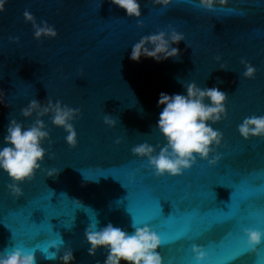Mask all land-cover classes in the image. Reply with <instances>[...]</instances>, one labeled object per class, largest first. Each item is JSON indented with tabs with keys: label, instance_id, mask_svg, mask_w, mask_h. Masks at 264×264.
<instances>
[{
	"label": "water",
	"instance_id": "1",
	"mask_svg": "<svg viewBox=\"0 0 264 264\" xmlns=\"http://www.w3.org/2000/svg\"><path fill=\"white\" fill-rule=\"evenodd\" d=\"M197 4L198 0H172L165 7L141 0L142 15L137 18L127 16L111 0H7L0 11V89L7 101V106L0 104V145L10 119L25 124L34 119L25 118L20 111L31 99H60L80 108L82 115L74 122L78 132L75 147L65 142L63 128L44 117L53 141L52 156L43 161V170L21 184L22 195L10 194L9 177L0 170V250L44 245L60 234L63 246L74 251L72 264L103 261V248L95 256L88 254L84 230L92 212L99 226L111 222L133 231L127 211L128 189L121 180L129 185L130 193L164 197V214L171 206L174 209L164 222L174 229L209 212L231 210L227 205L231 189L213 184L217 176L228 177L237 189L247 186L255 190L254 202L261 203L258 189L264 183V137L245 139L237 125L245 116L264 114V0H227L217 3L215 11ZM26 9L37 22L54 25L58 35L35 39L32 23L24 17ZM137 19L144 21L142 27ZM169 25L185 34V41L173 45L181 49L178 57L161 62L129 59L132 43ZM17 36L18 41L10 39ZM242 58L256 66L254 78L240 75ZM221 64L227 68H220ZM190 80L201 87L218 85L228 94V117L214 124L224 134L217 146L222 155L214 165L198 160L183 175L161 178L144 165L146 158L134 156L130 148L145 140L154 145L165 142L155 127L162 107L157 105L159 94L184 92L183 82ZM105 114L117 119L116 127L104 123ZM117 137H123L119 144L115 143ZM53 167L59 169L58 174L48 176L47 169ZM116 168L121 180L101 175ZM211 190L215 200L207 195ZM4 216L18 232L35 231L36 235L22 243L24 237H13ZM245 226L264 228V224L246 221L240 227ZM229 227L214 225L202 238L169 247H184L186 264H197L191 244L219 242ZM241 236L246 244L242 231ZM258 247L264 254V242ZM159 250L168 264L167 250L162 251V246ZM208 252L209 259H215L210 249ZM255 254L248 253L235 264L251 261ZM36 258L37 264H62L58 259H45L39 249Z\"/></svg>",
	"mask_w": 264,
	"mask_h": 264
},
{
	"label": "clouds",
	"instance_id": "2",
	"mask_svg": "<svg viewBox=\"0 0 264 264\" xmlns=\"http://www.w3.org/2000/svg\"><path fill=\"white\" fill-rule=\"evenodd\" d=\"M7 0H0V11L4 10ZM153 4L167 6L172 0H152ZM112 4L125 10L129 17H141V0H111ZM225 4L227 0H198V7L215 11L216 4ZM26 21L33 26V36L40 40L43 37L58 35L54 25L46 20L36 21L29 10L24 11ZM138 26H143L142 19L136 20ZM19 40V37H10ZM185 41V34L172 25L158 28L154 32L142 35L131 44L129 59L139 62L142 58H152L157 62L178 57L181 49L179 45ZM219 59V57H217ZM244 65L240 73L244 78H254L257 68L250 61L241 59ZM220 68L226 69L221 64ZM184 92H160L157 105L162 106L155 127L164 137L162 145H154L147 140L133 144L131 153L146 158V165L155 176L183 175L198 160H206L214 165L221 158L217 146L222 144L224 134L214 127V124L228 117V94L218 85L201 87L195 80L183 82ZM0 104H5L6 93L0 89ZM25 117L34 119L25 124L16 118L10 119L3 137L4 143L0 145V170L7 173L9 182L6 185L13 196L22 195L21 184L34 178L38 170H43L42 163L46 157L51 158L49 151L51 133L44 117L48 116L52 125L61 127L65 131V142L69 147L78 144V132L75 121L82 115L81 109L64 103L60 99L48 97L45 101L31 99L20 109ZM103 121L109 127H116L118 121L111 114H105ZM239 134L245 139L253 136L264 137V114L245 116L237 125ZM123 137H117L115 143L119 144ZM47 142L48 147H45ZM59 169H47L48 176L58 174ZM133 231L114 225L111 222L99 226L95 216L84 230L85 241L90 245L87 251L95 256L98 249L103 248L105 258L96 264H165L161 251L162 236L150 223L140 226L131 223ZM247 245L256 254L261 253L259 245L264 242V228L242 227ZM60 234L50 239L46 244L21 247L14 245L11 248L0 250V264H37L36 250L39 249L48 260H60L62 264H72L75 260L73 249L64 247ZM50 249H55L50 251ZM192 252L197 264L209 259L207 247L192 243ZM62 253V254H61Z\"/></svg>",
	"mask_w": 264,
	"mask_h": 264
},
{
	"label": "snow or ice",
	"instance_id": "3",
	"mask_svg": "<svg viewBox=\"0 0 264 264\" xmlns=\"http://www.w3.org/2000/svg\"><path fill=\"white\" fill-rule=\"evenodd\" d=\"M119 168L112 169L106 174H111L115 179L121 180L115 172L119 171ZM162 178V176H159ZM175 179V177H172ZM124 187L128 189V205L127 211L131 215V223H150L156 231L162 236V251L164 255L168 257V264H186L182 253L185 251L184 247L178 249L170 248V245L176 244L178 241H192L195 238H202L205 233L213 228L214 225L228 224L230 227L227 229V233L219 242L208 241L204 246L211 250L212 256L215 259L210 258L207 264H235V262L242 256L252 252L251 248L245 244L241 236V224L242 222L259 223L264 224V183H262L258 189L261 203L257 205L254 202L255 190L248 188L247 186H241L239 189L235 188L229 181L228 177L217 176L216 182L226 188H230V199L227 205H231V210L224 208L223 211L216 210L215 212H209L195 221L189 220L184 227L180 229H174L170 225H167L164 221L174 214V209L170 203V211L167 215L164 214L161 200L167 201L164 197L146 196L139 192L129 191V185L122 181ZM211 189V188H210ZM208 197L215 200V193L211 190ZM81 206H78V208ZM28 218V222L32 223ZM91 218L94 217V213L91 212ZM5 225L12 230L13 237L17 238L18 235H22V243H27L28 240L33 238L35 231L22 230L18 232L17 227H13L12 224L4 216ZM70 226V225H65ZM39 246V245H35ZM192 246V244H191ZM175 253H179L176 256ZM190 264V262H189ZM242 264H264V254H255L254 259L251 261L242 262Z\"/></svg>",
	"mask_w": 264,
	"mask_h": 264
}]
</instances>
